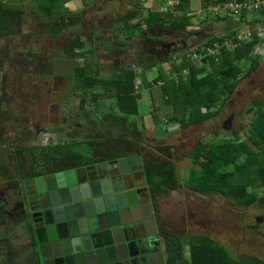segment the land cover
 I'll return each mask as SVG.
<instances>
[{
    "label": "trees",
    "instance_id": "16d2710c",
    "mask_svg": "<svg viewBox=\"0 0 264 264\" xmlns=\"http://www.w3.org/2000/svg\"><path fill=\"white\" fill-rule=\"evenodd\" d=\"M35 1L52 24L50 37L58 40L56 43L61 46L63 54L71 60H84V64L78 63L73 69V92L83 94L79 103L80 112L83 114L89 107L97 106L102 99L114 98L116 104L106 107L102 114L108 128L91 133L85 140L58 139L57 143L48 140L46 145L21 147L15 145L21 140L9 143V148H14L10 157L19 174L28 179L138 155L143 159L145 185L154 195L168 194L186 186L200 194L219 195L239 207L258 203L260 189L264 193V99L253 101L245 112L251 116L250 124L241 129L245 139L241 137V132H237L230 138L210 139L196 144L188 154L196 171L190 168L185 182L180 171L177 172L171 148L149 150L142 141L146 128L144 117H141L142 130L136 120H132L140 115L142 96L136 89L139 79L141 89L150 94L153 124H175L185 129L199 127L216 117L232 99L243 79L249 78L258 69L262 57L256 54V50L264 49V34L260 36L256 28H251V38L239 41L240 27L230 26L231 14L221 18L218 12L210 11L214 6L231 0H202L200 12L194 15L190 12L197 7H193L192 0H177L178 5L173 7H167V4L176 0H158L162 3L159 9L152 10V7L146 10V14L142 10L147 0H138L130 12L117 20L118 34L125 40L140 38V41L154 43L149 36L157 31L170 28L186 32L196 22L201 27L212 22L215 28L205 33L202 42L196 39L193 47L175 54L177 56L171 60L160 56L157 61V56H153L151 59L137 58V62L129 65L121 59L115 61L110 77L100 74L95 55L90 59L94 52L92 35L77 33L64 44L59 40L63 29L80 24L81 10L86 9V2L90 0H81V10L75 11L65 8L71 0ZM19 9L14 0H0V39L15 34L22 18ZM245 13L249 12L243 11L241 19L246 17ZM250 13L264 17V7ZM222 23H227L225 28L220 27ZM211 51L217 54L213 55ZM165 62L170 65L168 70L162 65ZM154 68L157 77L151 82L149 72ZM3 70L0 60V120L3 117L2 91L5 84ZM115 126L130 130L134 136L111 134L110 128ZM6 144L1 132L0 148ZM190 237L189 264H264L257 257H235L227 247L208 236Z\"/></svg>",
    "mask_w": 264,
    "mask_h": 264
},
{
    "label": "rangeland",
    "instance_id": "374dc122",
    "mask_svg": "<svg viewBox=\"0 0 264 264\" xmlns=\"http://www.w3.org/2000/svg\"><path fill=\"white\" fill-rule=\"evenodd\" d=\"M201 1L192 0L193 7H197ZM14 2L20 7L22 18L15 28V34L4 38L0 45V60L3 62L5 81L2 91V118L5 121L4 139L8 149L3 153L6 154L3 161L7 166L10 180L15 178V170L10 157L14 148L10 149L9 143L21 140L15 144L21 147L46 145L48 140L54 143H57L58 139L85 140L91 133L102 132V129L108 128L102 114L106 107H114L116 104L114 98L102 99L97 106L89 107L82 114L79 109L82 93L73 92V69L78 63L84 64V60H71L63 54L61 46L56 43L58 40L50 37L52 24L40 11L37 1L14 0ZM136 2L138 0H90L86 2V9L81 10L82 1L71 0L65 4V8L71 11L80 9L82 20L76 27L65 29L59 40L64 44L77 33L83 36L92 35L91 46L94 52L90 59L95 55L100 74L103 77H110L115 61L112 57L125 54L122 60L129 65L133 61L137 62L138 57L133 56L134 52L138 50L149 52V46L144 49H137L136 45L131 47L130 41H124L118 34V18L130 12ZM145 3L147 5V1ZM152 5L154 7L152 10H155L159 9L162 3L153 0ZM146 10L145 7L142 11L146 14ZM190 13L195 14L193 9ZM222 13L219 12L221 18L224 17ZM220 27L225 28V25L222 24ZM213 28L215 25L212 22L203 27L196 22L194 27L187 30L193 33L188 39L196 41L199 38V42H202L204 36L206 37L205 33L212 32ZM114 50H118V53L113 54ZM153 56H157V59L160 56H167L171 60L177 55L167 52L160 56H149L148 59ZM146 57L143 56L144 59ZM260 57L262 58L258 69L249 78L243 79L232 99L214 118V123L204 124L207 125L204 129L203 125L185 129L175 124L154 125L150 116V94L146 90L143 91L142 87L139 88L142 96L139 102L140 115L132 120H136L139 129L142 130L141 117H144L146 128L142 141L149 150L155 151L156 147L171 148L175 156L173 161L180 171L183 182L190 168H195L196 171L188 154L197 143L210 139L230 138L250 124L251 116H247L245 112L253 101L264 99V54ZM162 65L164 69H169L168 63ZM137 66L141 67L140 64ZM149 76L151 77L150 74ZM231 114L233 115L231 123L228 124V128H224L223 122L229 120ZM110 131L115 135L134 136L130 130L120 126L112 127ZM240 135L246 138L244 133L241 132ZM259 193L258 203L239 207L219 195L199 194L183 186L170 195L160 196L159 212L164 208V214L174 227L185 228L191 234L207 235L227 247L235 257H257L264 260L262 189ZM187 238L191 239L190 236L185 239Z\"/></svg>",
    "mask_w": 264,
    "mask_h": 264
},
{
    "label": "water",
    "instance_id": "95a60500",
    "mask_svg": "<svg viewBox=\"0 0 264 264\" xmlns=\"http://www.w3.org/2000/svg\"><path fill=\"white\" fill-rule=\"evenodd\" d=\"M142 171L131 155L25 180L37 264H164Z\"/></svg>",
    "mask_w": 264,
    "mask_h": 264
},
{
    "label": "flooded vegetation",
    "instance_id": "af4514ba",
    "mask_svg": "<svg viewBox=\"0 0 264 264\" xmlns=\"http://www.w3.org/2000/svg\"><path fill=\"white\" fill-rule=\"evenodd\" d=\"M65 29H63V31H65ZM31 32L33 33V30H31ZM192 34L193 33L191 31L179 32L170 28H164L157 31L156 34L150 35L157 37L156 40L149 39L154 43L140 41V38H137V41H135V39L123 40L130 41L129 45L131 47L136 45L137 49H144L146 46H149V52L145 50H138L133 54V56H137L138 58L147 56L145 59H148V57L154 55V53L160 56L167 52L175 55L183 50L186 51L197 43V40L188 39ZM163 37H165L166 40L160 41V38ZM4 38L7 37L0 39V45L3 43ZM113 42L116 44L115 40ZM114 53H118V50H114L113 54ZM125 56V54H119V56H114L115 58L112 57V60L115 59V61H118L121 59V61H123L122 59ZM229 117V120L223 122L224 128H228L227 126L230 125L233 115L231 114ZM214 118L206 124H213ZM207 125H203V129ZM4 126L5 121L1 118L0 134L2 132L3 137L6 134ZM7 150V144L0 148V264H37L35 252H33L32 249L34 246L33 234L31 232L33 225L31 224L32 219L29 214L28 197L26 196L24 185L25 180H29L31 178L24 179V175L21 173L19 174L15 165L13 168L15 170V178L12 180L8 178L6 169L7 166L3 161V157L6 155L3 153ZM177 172H179V169H177ZM137 174L138 173H136L138 189L141 190L144 202L152 204L154 219L157 225V235L154 238V247L151 250L154 251L155 249H158V252L163 254L164 264H189L187 262V257L190 251V241L187 238L188 243L186 244L187 240L185 238L196 234H191L185 228L174 227L168 219V216L164 214V208L163 211L159 212L160 196L170 195L174 191H171L168 194L161 193L154 195L148 187H140V178ZM163 202H165V200H163ZM154 232L155 231L152 229L151 233ZM197 236L203 235L197 234ZM25 254L26 258L23 256ZM173 258H175L174 263Z\"/></svg>",
    "mask_w": 264,
    "mask_h": 264
},
{
    "label": "built area",
    "instance_id": "2783aa9c",
    "mask_svg": "<svg viewBox=\"0 0 264 264\" xmlns=\"http://www.w3.org/2000/svg\"><path fill=\"white\" fill-rule=\"evenodd\" d=\"M152 2H153V0H147V5H146L147 9L152 8V6H153ZM178 3L179 2L177 0L176 1H169L167 4V7H173L174 5H178ZM263 7H264V0H243V1L231 0L225 4H219L217 6H214L213 8H211V11L212 12L214 11L215 13H217V12L219 13V11L229 12L231 14L237 15V14H239L245 10L248 12L260 11ZM258 32H259V35L262 36L264 34V28L259 29ZM251 36H252V31L250 29H247L245 31H241L239 33L237 39L239 41H243V40H247V39L251 38ZM225 45L229 47L228 42H226ZM211 53L213 55L217 54V52H212V51H211ZM256 54H259L261 56L262 54H264V49L257 48ZM149 74L151 75V77L149 76V79L151 82H153L155 80V78L157 77V70L154 68L149 72ZM136 82H138L136 89L141 88V85H142L141 80L139 79ZM159 84H161L160 81H159Z\"/></svg>",
    "mask_w": 264,
    "mask_h": 264
},
{
    "label": "crops",
    "instance_id": "0c3cea01",
    "mask_svg": "<svg viewBox=\"0 0 264 264\" xmlns=\"http://www.w3.org/2000/svg\"><path fill=\"white\" fill-rule=\"evenodd\" d=\"M199 5L201 6V2H200ZM199 5L197 6V9H193L194 12H198L199 11V9H200ZM225 15L226 14H224V16ZM245 15H246V17H244L243 19H241L242 18L241 15L232 16L230 18V22H229L230 26H234L235 28H239L240 27V32L241 31H245L247 29H251V28H256L257 30L264 28V17H259V14H257V13H245ZM240 22H242V24H240ZM222 24H224L225 27H226L227 23H222ZM222 24H220V25H222ZM137 175L140 178V184H141L140 187H147L145 185V180H144V176H143L142 172H138ZM192 236H194V235H192ZM189 249H190V246H189ZM23 256H24V258H26V254L23 255ZM189 258H190V251L188 253L187 260Z\"/></svg>",
    "mask_w": 264,
    "mask_h": 264
},
{
    "label": "clouds",
    "instance_id": "9594fccd",
    "mask_svg": "<svg viewBox=\"0 0 264 264\" xmlns=\"http://www.w3.org/2000/svg\"><path fill=\"white\" fill-rule=\"evenodd\" d=\"M145 7H146V5H145ZM148 10V9H147ZM211 11V10H210ZM212 12V11H211ZM243 13V11L241 12V13H239V14H237V15H235V14H231V13H229V12H223L222 14H231V16H239V15H241ZM250 13V12H249Z\"/></svg>",
    "mask_w": 264,
    "mask_h": 264
}]
</instances>
